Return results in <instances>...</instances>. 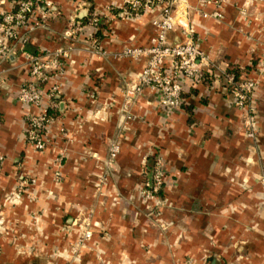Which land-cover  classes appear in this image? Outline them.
<instances>
[{
	"label": "crops",
	"instance_id": "obj_1",
	"mask_svg": "<svg viewBox=\"0 0 264 264\" xmlns=\"http://www.w3.org/2000/svg\"><path fill=\"white\" fill-rule=\"evenodd\" d=\"M52 1L59 14L30 35L27 51L78 50L65 61L63 106L52 111L43 151L27 143L17 98L29 80L24 59L0 68V264H264V78L249 72L258 81L256 139L246 136L225 78L230 66L244 73L264 62V4L189 0L195 40L212 67L185 81L179 108L161 107L160 95L144 90L131 107L136 119L125 123V90L146 59L118 55L151 45L158 9L132 16L125 0ZM0 3L13 8L12 0ZM92 12L106 16L97 36L103 57L65 35L73 17ZM170 40L185 41L180 28ZM115 139L121 152L107 169ZM157 156L164 187L146 199ZM90 214L92 238L76 254Z\"/></svg>",
	"mask_w": 264,
	"mask_h": 264
},
{
	"label": "built area",
	"instance_id": "obj_2",
	"mask_svg": "<svg viewBox=\"0 0 264 264\" xmlns=\"http://www.w3.org/2000/svg\"><path fill=\"white\" fill-rule=\"evenodd\" d=\"M224 1V0H222ZM263 3L264 0H251ZM3 3V2H2ZM0 3V68L10 63L13 57H22L28 69L29 80L18 88V102L24 107V119L27 123V143L36 151H43L48 146L47 135L55 118L51 109L59 106L62 84L61 76L65 73V61H70L77 48L69 47L48 52L27 51L30 35L46 26V21L59 14L57 4L52 0H12L13 8L4 11ZM124 7L129 15H137L158 9V15L152 24L155 35L149 47H130L119 53V57L132 60L146 59L142 71L134 78L126 90L124 107L125 123L136 119L131 107L135 105L144 90L148 89L160 95L159 103L165 109H175L183 105L185 81H200L212 65L195 40V25L190 20L192 12L189 0H125ZM110 12L112 9L109 8ZM246 14V10L242 11ZM105 15L92 12L86 18L73 17L71 27L65 32L66 37L77 43L87 41V50L103 57L106 55L99 48L96 38ZM209 17L208 14H203ZM106 17V16H105ZM217 19L221 14L214 16ZM180 28L185 41L172 42L170 34ZM15 62H12L14 65ZM259 77L264 78V62L254 65ZM1 71L0 73H3ZM229 86L230 103L244 112L243 127L247 137L256 139L259 131L258 113L253 104V95L258 88V81L245 74L239 79L225 73ZM65 136V132L61 129ZM121 152V143L115 139L109 145L106 168L112 169ZM4 157L0 154V164ZM264 185V175L260 177ZM104 179H101L103 184ZM165 183L163 160L156 157L151 179L144 184L141 194L146 199L160 195ZM92 215L81 223L80 235L74 248L75 253L88 247L92 238Z\"/></svg>",
	"mask_w": 264,
	"mask_h": 264
},
{
	"label": "trees",
	"instance_id": "obj_3",
	"mask_svg": "<svg viewBox=\"0 0 264 264\" xmlns=\"http://www.w3.org/2000/svg\"><path fill=\"white\" fill-rule=\"evenodd\" d=\"M101 29H103V25H101V28L97 31V34L95 35L96 38H97V36H99V34H101V32H102ZM250 68H251V70L246 69V70H244V73H243L242 70L239 69L238 67L235 68V67H233V66H230L229 69H228V72H227V73H229V74H231V75H234L236 79H239V78L242 77L243 75H245V74H249V72L252 71V70L254 69V64H253V66H251ZM52 111L57 112V111H58V108H56V109H51V110H50V114H52ZM155 160H156V157L154 158V161H153L154 163H155ZM154 163H153V165H154Z\"/></svg>",
	"mask_w": 264,
	"mask_h": 264
},
{
	"label": "water",
	"instance_id": "obj_4",
	"mask_svg": "<svg viewBox=\"0 0 264 264\" xmlns=\"http://www.w3.org/2000/svg\"><path fill=\"white\" fill-rule=\"evenodd\" d=\"M59 106H60V107H62V106H63V103H62V102H60V103H59Z\"/></svg>",
	"mask_w": 264,
	"mask_h": 264
}]
</instances>
